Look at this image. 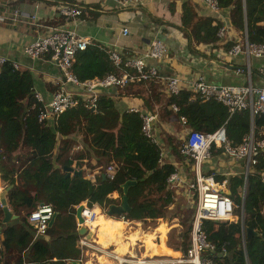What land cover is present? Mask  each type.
<instances>
[{
  "label": "trees",
  "instance_id": "trees-1",
  "mask_svg": "<svg viewBox=\"0 0 264 264\" xmlns=\"http://www.w3.org/2000/svg\"><path fill=\"white\" fill-rule=\"evenodd\" d=\"M217 2L220 10L229 12V24L241 37L246 30L249 43L264 44V0ZM172 27L182 34L191 54H195L200 45L214 46L219 42L217 31L220 24L216 18L199 17L189 3L182 5L180 26ZM230 46V43L224 45L226 48ZM72 70L81 82L101 79L116 72L107 51L97 44L76 54ZM145 84L132 82L117 90L120 95L141 96L140 87ZM32 85L31 75L14 69L11 63L0 69V182L9 187L7 207L18 216L17 222L3 224L0 209V229L4 236L0 243V262L9 264L16 256L14 264L79 263L82 254L76 248L80 236L74 209L84 202L88 208L96 205L107 211L110 206L121 203L122 185L129 180L135 184L127 190L130 211L123 219L155 222L164 218L174 194L167 179L177 169L168 159H162L160 163V147L142 135L139 115L121 113L112 97L100 93L95 109L80 104L59 115L52 123H39L41 105L36 101ZM154 86L153 82L149 83L148 91ZM191 97V91L180 90L177 95H169L166 102L167 106L178 108L175 116L186 119L188 130L212 133L223 128L231 147L239 145L248 135L251 124L248 111L229 115L220 103L203 102L198 97L190 101ZM142 100L144 107L154 114L149 99ZM253 127L255 139H264V116L255 117ZM74 144L81 146L74 158L75 169L73 161L68 158ZM211 154L222 156L224 152L222 147L212 146ZM173 156L177 166H181L185 173L189 172L193 179L192 160L186 159L177 149ZM255 159L256 164L247 174L246 186L243 174L227 178L204 173L213 176L215 181L227 182L228 195L236 206L231 221H204L202 224L207 241L214 246L213 252L205 253L212 259V264H264V150L259 151ZM108 166L114 168L111 181L104 176ZM65 168L77 169L81 176L68 173ZM86 168L91 172L97 169L90 181L91 190L81 181L86 177L82 173ZM244 186L242 227L240 208ZM113 193L119 197L112 198ZM40 204L51 206L56 213L47 230V240H34L31 229L25 224L27 216ZM190 226L191 223L176 235L180 241L176 246L168 243L175 251L185 252L188 248ZM243 229H251L255 235L247 237Z\"/></svg>",
  "mask_w": 264,
  "mask_h": 264
},
{
  "label": "crops",
  "instance_id": "crops-1",
  "mask_svg": "<svg viewBox=\"0 0 264 264\" xmlns=\"http://www.w3.org/2000/svg\"><path fill=\"white\" fill-rule=\"evenodd\" d=\"M184 3L191 4L199 17H213L220 25H225L227 33L223 40H219L214 46L200 45L196 48L195 54L189 53L186 40L179 31L172 27L180 26ZM63 4L80 8L82 14L72 19L61 17L57 9ZM15 9L27 15L36 14L38 23L32 24L27 20L16 24L0 23V55L6 57L9 62L17 64L18 70L26 71L31 75L33 94L39 96L44 103L49 102L57 89V84L61 79L60 70L49 57L29 59L23 55L22 49L37 38L49 35L55 28L71 31L78 37L87 38L107 52L117 53L123 60L140 57L149 50L150 44L155 40L162 41L166 45L167 54L162 61H145L147 67H157L160 76L159 80L153 82L155 86L151 91H148V84L151 82H146L143 87H140L143 92L140 94L141 96L120 95L114 88L101 90L99 94L105 93L112 97L121 113L127 112L129 108H138L149 112L144 107L142 100L143 98L149 99L156 115L154 134L164 155L163 159H168L175 165L176 173L182 178H186L184 170L181 166H177L173 153L176 149L179 151L183 142L179 146L176 143L181 140V136L185 138L188 129L179 122V118L175 116L170 106L166 105L169 97L165 88L166 80L179 77L181 90L186 91H190L191 83L199 76L208 83L218 85L246 86L250 84L256 88H264V74L259 73V70L264 68V59H251L250 79L246 71L237 73V69L244 65L243 57L239 55L228 58L226 51L236 42L242 41L243 36L241 37L229 24L227 10H221V14L217 16L208 9L202 0H145L144 5L138 8H122L112 0H0L1 16L9 15ZM123 29H127V35H123ZM227 43L231 44L229 48L224 47ZM129 91L132 92L131 87H129ZM168 112L172 114H168ZM177 133H181L180 137H177ZM215 159L217 158L212 156L204 164L206 172L212 173V175L218 174L228 178L242 174L244 171L242 161L230 160L217 164ZM96 173L97 169L85 173V175L89 181H92ZM4 184L6 185V183ZM183 192L185 193V190ZM111 196L115 198L118 194L113 193ZM91 209L96 214L91 226L95 231V242L100 252H90L91 254L85 257H82L81 253L80 264H100L99 257L110 262L109 264H115L109 258V254L122 244L132 242L136 234H138V240L134 245H129L127 253L135 255L138 254L139 249L145 250V254L148 256L172 257L177 253L170 251L165 245L166 234L169 231L165 224H160L156 233L148 237L149 245H143L142 241L147 235L140 229H134V232H131V229L127 230L129 222L126 223L122 218L115 219L103 215L96 205ZM15 221L17 222L18 218L9 221V224H13ZM101 222L104 223L99 225ZM133 224H137V222H133ZM84 237L86 240L88 239L87 232ZM122 237L128 241L122 240ZM3 238L0 229V243ZM154 238L159 239L158 244H155L157 241ZM43 239L47 240V237H43ZM108 247L111 248L109 251L106 250ZM1 248L0 245V251ZM139 254L141 253L139 252ZM15 257L10 259L9 264H14Z\"/></svg>",
  "mask_w": 264,
  "mask_h": 264
},
{
  "label": "built area",
  "instance_id": "built-area-1",
  "mask_svg": "<svg viewBox=\"0 0 264 264\" xmlns=\"http://www.w3.org/2000/svg\"><path fill=\"white\" fill-rule=\"evenodd\" d=\"M122 8H138L144 5L145 0H112ZM208 9L219 16L221 10L217 0H202ZM57 12L61 17L72 19L82 14L80 8L63 4L58 6ZM24 20L30 23H38L36 14L27 15L15 9L9 15H0V23L9 22L16 24ZM123 35H127V29L122 30ZM227 33V27L220 25L217 31V38L223 40ZM94 43L87 38L78 37L74 32L55 28L44 37H39L32 43L26 45L22 49V53L29 59H40L49 57L53 61L61 73L60 82L57 89L53 93L49 102L44 103L39 96H35L36 101L41 105L38 112V122H53L59 115L67 110L82 104L87 109H95L99 96V91L107 89H122L126 85L137 82L146 83L154 82L160 79L158 68L155 66L147 67L145 61L151 60L155 62L162 61L167 54L166 45L159 40H155L150 44L149 50L137 58L123 60L120 55L115 52L108 51L109 59L116 69L115 73H109L103 78L92 79L87 81H79L72 70L74 58L77 53L84 51L88 46ZM241 55L244 59L243 67L237 69V73L246 71L248 78L251 74V59H264V44H251L247 41L246 30L243 33V40L233 44L228 51L226 57L234 58ZM6 63H11L13 68L18 70V65L9 62L6 57L0 55V69ZM260 74H264V68L259 70ZM180 78L172 77L166 80L165 88L168 95H177L180 90ZM192 97H197L203 102L213 101L222 104L229 115L235 112L248 111L250 116V131L242 142L236 147H231L224 135V129L220 128L212 133H201L194 130H188L185 134L183 144L179 149V153L188 160H192L191 171L193 179L182 178L176 172L171 174L167 181L173 187H183L185 193L195 200L194 210L191 219L189 246L185 252H178L176 257L167 256H148L146 254L132 255L127 253L117 256L110 253L109 258L115 264H212V259L205 255L207 252H213L214 246L207 241L202 224L204 221L226 222L231 221L235 204L228 195L227 182L215 181L213 176L204 175L202 167L211 157V148L222 147L224 155L231 160L242 161L244 163V178L249 172L251 166L256 164L255 156L259 151L264 150V139L256 140L253 131V121L255 117L264 116V88H256L249 85L246 86H224L208 83L203 77H197L190 85ZM170 109L177 112L178 108L171 105ZM127 112L137 113L141 119V133L149 139L151 143L158 145L155 134L154 124L156 115L138 108H129ZM179 122L186 126V119L179 117ZM164 155L160 151V163H162ZM105 178L113 180L114 168L108 166L106 168ZM264 182V173L262 175ZM245 195L244 189L241 194L243 199ZM191 197V198H192ZM84 207L81 212L83 224L75 219L77 230L85 227L87 233H94L91 224L96 218V214L85 203L78 206ZM264 210V209H263ZM53 209L49 205L40 204L27 216L26 224L31 229L33 239L46 237L49 228V222L53 216ZM83 254V249L99 253L100 249L97 245L89 243L84 236L80 237L76 243ZM225 255V250H222ZM81 261V260H80ZM0 264H2L0 262Z\"/></svg>",
  "mask_w": 264,
  "mask_h": 264
},
{
  "label": "rangeland",
  "instance_id": "rangeland-1",
  "mask_svg": "<svg viewBox=\"0 0 264 264\" xmlns=\"http://www.w3.org/2000/svg\"><path fill=\"white\" fill-rule=\"evenodd\" d=\"M180 134L181 133H177V137H180L179 136ZM183 138L184 137L181 136V140L176 143L177 146H179V145L182 144ZM80 151H81V146L80 145H78V144L72 145L71 150H70V152L68 154V158L73 161L72 167H74V165H75L74 158H75L76 155H78V153ZM215 158H217V159H215L216 160L215 162H217V164H220V163H223V162L226 163L227 161H230L231 160L228 156H225V155H222V156L217 155V156H215ZM213 162H214V160H213ZM74 169H75V167H74ZM240 170L243 171V169H240ZM202 171H203V173H208L204 169V165L202 167ZM88 172H90V169L89 168H86V170L83 171L82 173L85 174V173H88ZM184 174H185V176H186L187 179L190 178L189 177V172L186 171V173H185V171H184ZM6 187H7V185H5V184L3 185L1 183L0 184V190H1L0 192H4L5 189H6ZM172 190L174 192L173 198H172V202L169 205V207L166 209V213H165V217L164 218L157 219V220H155V222L154 221L153 222L152 221L151 222L146 221V222H137V224H133V222H135V221H125L123 219L124 216L121 217V218L126 223L129 222V224H128L129 226H128L127 230H130L131 229V232H134V229H136V230L137 229H140L145 235H147V236L144 237V240L142 241L143 245H149L150 240H149L148 237L151 234L156 233V229H157V227L160 224H162V223L165 224L168 227V229H169V231L166 234L165 245L167 246V248L170 251L172 250L174 252H177V253L179 252L180 253L181 251H175L174 250V246H176L180 242L179 239H177L176 235L180 231H182L183 229L185 230L190 225L191 219H192V215H193L195 200L192 197V195L187 196L186 193L183 192V190H184L183 187H173ZM118 197L119 196L115 197L114 199H117ZM119 204H117V205H119ZM101 213L103 215H105L106 211H102L101 210ZM112 218L119 219L118 216H112ZM25 224H26V219H25ZM127 235H129V234H127ZM122 238H120V239H122ZM127 239H129V238H127ZM95 240H96V235L93 232L92 233L89 232L88 233V239H87V241L89 243L93 244V245H96ZM122 240L128 241V240H126L124 238ZM137 240H138V234L134 235V239L132 240V242H129L128 244L127 243L122 244L117 250L115 249L114 253H117V254H119L121 256L127 254L128 249H129V245H134ZM154 240L157 241V243L154 242L155 244H158L159 243V239H157V238L155 239L154 238ZM169 242L174 243L173 248L168 245ZM109 248L110 247H108L106 250L109 251L111 249V248L110 249ZM85 250L86 249H83L84 253H83V256L82 257H85V256L93 253L90 250L88 252L85 251ZM139 252L142 253V254H145V250L139 249ZM139 252H138V256H139Z\"/></svg>",
  "mask_w": 264,
  "mask_h": 264
},
{
  "label": "water",
  "instance_id": "water-1",
  "mask_svg": "<svg viewBox=\"0 0 264 264\" xmlns=\"http://www.w3.org/2000/svg\"><path fill=\"white\" fill-rule=\"evenodd\" d=\"M65 170L68 173H75V174H78L79 176H81L80 171H76L72 168H65ZM244 179H245L244 181H245V186H246L247 175ZM81 181L88 185L89 190L92 189L91 182L88 179L81 178ZM134 184H135V181L129 180L122 185L123 197H122L121 203L119 205L110 206L109 209L105 213L106 216H108V217L118 216L119 218H121V217H123L129 213L130 207H129L128 202H127L126 194H127L128 188ZM245 186L243 188L244 192L246 189ZM8 190H9V187H6L4 192H0V209L2 211V216H3L2 217V223L3 224H7V223H9V221L15 220L18 218V216L13 215L7 207L6 193ZM83 209H84V207L82 205H80V206H77L73 211L75 219H77L80 224H83V218L81 217V212L83 211ZM240 211H241L240 212V221H241V225L243 227L244 197L242 199ZM55 216H56V213H53V216L49 222V228L52 226L53 221L55 219ZM86 232H87V230L85 227H81L80 229H78V235L81 237L84 236L86 234ZM243 234L244 235L246 234V236L248 237V236L255 235V232L251 229H245V230L243 229ZM71 264H79V263L76 261H73V262H71Z\"/></svg>",
  "mask_w": 264,
  "mask_h": 264
},
{
  "label": "bare ground",
  "instance_id": "bare-ground-1",
  "mask_svg": "<svg viewBox=\"0 0 264 264\" xmlns=\"http://www.w3.org/2000/svg\"><path fill=\"white\" fill-rule=\"evenodd\" d=\"M101 249H102V248H101ZM113 253H114V252H113ZM115 254L118 255V256H121V255H119V254H117V253H115ZM176 256H178L177 253H176L175 255H173L172 257H176ZM99 258H100V260H99V259H98V260L100 261V262H99L100 264H109V263H110V262L108 263L107 260H105V259L102 258V257H99Z\"/></svg>",
  "mask_w": 264,
  "mask_h": 264
}]
</instances>
